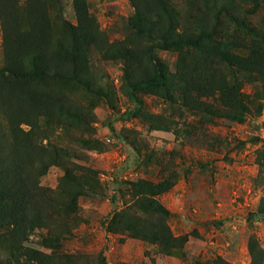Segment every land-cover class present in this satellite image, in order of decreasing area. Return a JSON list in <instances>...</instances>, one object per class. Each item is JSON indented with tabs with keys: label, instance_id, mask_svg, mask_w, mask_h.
I'll use <instances>...</instances> for the list:
<instances>
[{
	"label": "rangeland",
	"instance_id": "obj_1",
	"mask_svg": "<svg viewBox=\"0 0 264 264\" xmlns=\"http://www.w3.org/2000/svg\"><path fill=\"white\" fill-rule=\"evenodd\" d=\"M42 1L56 36L80 16L88 31L80 82L52 77L38 84L49 94L38 143L53 162L39 180L52 196L51 221L29 234L21 264L33 250L44 257L31 264H250L253 252L264 258V81L222 57L156 47L173 34L201 32L219 53L228 41L254 46L250 30L264 32V0ZM12 5L1 0L0 66L4 29L17 13ZM156 62L173 74L185 65L215 76L214 91L192 93L200 111L178 92L171 100L163 89L137 93L138 101L131 96L126 69L129 78H143ZM65 72L74 71L67 65ZM233 86L248 97L244 121L231 119L221 98ZM149 183L168 189L152 196ZM147 194L168 213L138 207Z\"/></svg>",
	"mask_w": 264,
	"mask_h": 264
},
{
	"label": "trees",
	"instance_id": "obj_2",
	"mask_svg": "<svg viewBox=\"0 0 264 264\" xmlns=\"http://www.w3.org/2000/svg\"><path fill=\"white\" fill-rule=\"evenodd\" d=\"M11 1L12 9L17 13L13 26L9 22L4 29V62L0 66V250L6 249L11 259L0 260V264H21L18 255L23 251L29 234L50 226L51 216L47 212V205L52 202V196L47 189L40 187L39 180L53 162L47 159V149L38 143L39 118L46 111L49 94L42 92L38 84L52 77H69L80 82L78 70L82 65V32L88 31V20L82 21L80 16L76 26L64 22L62 36H56L46 2L27 0L26 5L21 7L18 0ZM238 22L242 28L248 29L245 22ZM250 35L259 43L250 46L228 41L221 53L206 45L212 39L205 32L199 35L173 34L163 38L156 47L161 50L174 49L182 55L193 51L202 55L205 52L208 61L209 58L222 57L229 67L257 75L264 81V32L251 29ZM237 49L249 50V54H237ZM67 65L74 72H65ZM198 70L197 67L180 65L178 72L173 74L164 64L156 62L151 74L144 72L143 78H129L127 68L129 92L136 101L137 93L149 89H163L170 100L178 92L187 105L200 111L203 103L194 100L192 93L197 92L201 96L214 91L216 79L215 76L212 78V74L208 75L209 71L197 75ZM221 98L229 109L231 119L244 121L250 113L248 97L240 93L238 86H233L232 91ZM60 109L63 111L64 106H60ZM24 125L30 129L25 130ZM58 158V154H55L54 159ZM147 186L152 196L168 189L165 183H149ZM137 204L147 212L168 213L148 194L142 195ZM260 213L264 214V195ZM31 252L33 256L23 254L27 256L25 264L44 257L40 252ZM263 260L253 252L250 264H264Z\"/></svg>",
	"mask_w": 264,
	"mask_h": 264
}]
</instances>
